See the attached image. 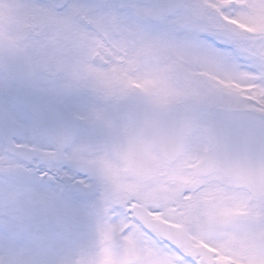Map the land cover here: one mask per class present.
Returning a JSON list of instances; mask_svg holds the SVG:
<instances>
[{
	"label": "snow or ice",
	"instance_id": "snow-or-ice-1",
	"mask_svg": "<svg viewBox=\"0 0 264 264\" xmlns=\"http://www.w3.org/2000/svg\"><path fill=\"white\" fill-rule=\"evenodd\" d=\"M0 264H264V0H0Z\"/></svg>",
	"mask_w": 264,
	"mask_h": 264
}]
</instances>
